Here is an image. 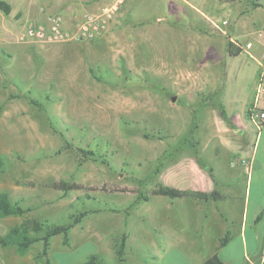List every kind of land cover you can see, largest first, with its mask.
Masks as SVG:
<instances>
[{
    "label": "rangeland",
    "instance_id": "1",
    "mask_svg": "<svg viewBox=\"0 0 264 264\" xmlns=\"http://www.w3.org/2000/svg\"><path fill=\"white\" fill-rule=\"evenodd\" d=\"M5 1L12 10L0 11V191L28 208L26 217L67 223L81 211L145 214L136 206L138 184L169 156L170 142L190 141L201 103L210 111L254 86L256 64L243 53L227 57L226 42L264 24L246 23L253 2L264 15V0H218L209 16L134 0L110 19L104 36L54 44L22 43L17 35L29 23L45 25L54 11L74 26L106 2L89 9L86 0ZM225 18L223 33L212 22ZM58 180L85 188L49 186ZM156 188L151 181L143 190ZM60 242L58 234L51 245ZM96 245L82 241L68 262Z\"/></svg>",
    "mask_w": 264,
    "mask_h": 264
},
{
    "label": "crops",
    "instance_id": "2",
    "mask_svg": "<svg viewBox=\"0 0 264 264\" xmlns=\"http://www.w3.org/2000/svg\"><path fill=\"white\" fill-rule=\"evenodd\" d=\"M86 1L83 4L93 9L108 0ZM130 1L134 0H126L124 5ZM154 2L167 12L174 6L190 7L204 16L219 8L218 0ZM257 8L246 21L248 25L264 21ZM258 52L259 44L255 43L250 53L257 57ZM241 53L257 66L251 91L234 99L222 97L210 111L201 103L192 136H187L190 141L180 136L166 150L170 154L154 185L158 182L184 193L174 198L148 193L145 201L136 204L145 207V214H86L70 229L67 244L60 235L61 242L54 248L52 236L44 254L42 240L23 253L15 245L0 244V264H70V252L91 238L97 244L94 251L72 264H89L88 257L96 253L109 258L105 264H117L114 241L122 233L126 242L121 264H209L213 258L224 264H264V123L257 127L249 115L256 95L258 64L248 52ZM259 106L264 110L263 99ZM240 158L249 162L248 170L232 164ZM25 218V214L0 217V235Z\"/></svg>",
    "mask_w": 264,
    "mask_h": 264
},
{
    "label": "trees",
    "instance_id": "3",
    "mask_svg": "<svg viewBox=\"0 0 264 264\" xmlns=\"http://www.w3.org/2000/svg\"><path fill=\"white\" fill-rule=\"evenodd\" d=\"M253 7L261 6V3L253 2ZM12 10V6L5 0H0V11L5 15H8ZM226 50L229 55H237L239 53V48H236L230 41L226 42ZM36 103L35 101H33ZM85 157H94L96 152L93 150L80 149ZM167 156H162L152 172L149 178H145L140 181L136 190V201H145L147 199V192L143 190L146 183L154 181L160 169L165 165V159ZM157 188L153 192L160 193L171 198L180 196L182 191L163 185L161 183H156ZM50 187L54 189L62 190L67 192L72 189H82L85 188L81 183L67 180H58L52 182ZM214 192L213 194H215ZM203 196L202 193L198 194ZM206 197V196H205ZM28 208L24 207L18 201H12L10 199L9 193L5 190L0 191V217L8 215H23ZM86 211H81L78 214L71 215V220L67 223H48L44 220L26 217L20 223L12 226L5 234L0 235V244L5 245H15L19 253H23L28 249V247L35 241L42 240L43 250L42 253H46L50 238L54 235H62V241L64 244L69 242V232L70 229L77 223H79L82 218L86 215ZM126 242V234L122 233L115 238L114 241V254L116 257L117 264H121L124 260V247ZM87 262L89 264H105L104 259L99 254H92L88 257ZM209 264H224L221 260L217 258L210 259Z\"/></svg>",
    "mask_w": 264,
    "mask_h": 264
},
{
    "label": "built area",
    "instance_id": "4",
    "mask_svg": "<svg viewBox=\"0 0 264 264\" xmlns=\"http://www.w3.org/2000/svg\"><path fill=\"white\" fill-rule=\"evenodd\" d=\"M189 2L190 0H180ZM126 0H108L97 11H85L74 26H69L66 18L58 11L50 12L46 16V24L38 25L29 23L17 35V40L22 43L54 44L63 42H76L89 40L100 35L106 28L110 19L120 10ZM220 23L212 22L214 26L226 33L220 26L228 24V19ZM71 25V24H70ZM240 51L248 52L258 64V75L255 87V99L249 108V115L258 127L264 123V110L259 106V101H264V24L243 32L239 36H229L228 40ZM259 44L258 56L250 53L254 44ZM234 166L249 169L246 159L232 161Z\"/></svg>",
    "mask_w": 264,
    "mask_h": 264
},
{
    "label": "water",
    "instance_id": "5",
    "mask_svg": "<svg viewBox=\"0 0 264 264\" xmlns=\"http://www.w3.org/2000/svg\"><path fill=\"white\" fill-rule=\"evenodd\" d=\"M173 99H174V97H173Z\"/></svg>",
    "mask_w": 264,
    "mask_h": 264
}]
</instances>
